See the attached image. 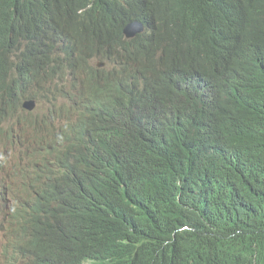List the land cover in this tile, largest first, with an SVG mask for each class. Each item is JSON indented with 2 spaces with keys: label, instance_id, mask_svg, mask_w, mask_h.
<instances>
[{
  "label": "trees",
  "instance_id": "16d2710c",
  "mask_svg": "<svg viewBox=\"0 0 264 264\" xmlns=\"http://www.w3.org/2000/svg\"><path fill=\"white\" fill-rule=\"evenodd\" d=\"M129 20L155 40L116 61L139 73L142 92L121 95L122 76L99 86L90 79L97 101L79 103L89 116L77 141L82 151L63 147L51 120L44 123L56 144L48 155L64 171L61 180L53 164L46 176L38 171L37 182L49 181L35 219H45V236L67 235V258L64 244L46 246L28 231L21 257L29 264H264V0H0V114L17 119L19 133L31 122L21 113L34 94L18 93L16 84L30 81L16 62L23 41L27 52L32 47L25 35L77 22L65 31L77 47H122ZM78 166L93 177L85 196L68 182ZM63 197L86 200L70 233L56 220L61 215H50L54 202L65 210Z\"/></svg>",
  "mask_w": 264,
  "mask_h": 264
},
{
  "label": "clouds",
  "instance_id": "9594fccd",
  "mask_svg": "<svg viewBox=\"0 0 264 264\" xmlns=\"http://www.w3.org/2000/svg\"><path fill=\"white\" fill-rule=\"evenodd\" d=\"M94 4L92 2L81 10L79 16L91 11ZM123 25L122 47L93 49L86 44L77 47L72 37L65 32L77 28V22L72 24L64 22L61 26L55 23L44 32L39 30L37 33L25 35L31 38L32 47L27 52L28 43L23 41L24 57L16 62L23 63L22 74L28 76L30 81L25 85L20 83L18 78L16 84L18 93L21 89L34 94V99L23 102L21 113V116L25 118L32 116L31 122L26 124L31 128L32 143L42 141L48 145V152L54 151L55 138L49 137L44 129V123L48 117L60 144L63 147L82 151L77 141L80 138L81 124L88 120L89 116L81 114L84 111V105L79 103L83 100L97 101V91L90 90V79H96L99 86L112 76H122L121 95L136 98L142 92L143 85L139 73H126L122 66L116 64V61L126 57L135 45L146 43L149 47L155 40L147 33L142 23L129 20ZM41 102L47 107L48 113L42 121L34 120L35 108ZM63 112L72 118L64 122L61 120ZM18 126L17 119L0 114V204L4 207L6 218L2 226L6 239L3 257L6 264H29L30 259L21 257L20 254L22 232L28 231L38 234L46 246L57 247L59 244H64L62 257L66 259L68 248L65 236L67 235L59 234L49 238L41 233L45 219L44 221L35 219L40 203L45 200L49 181L48 178H43L37 182L38 171L42 170V176H46L53 164L55 173L60 175L61 180L63 165L59 162L56 167L57 160L54 155L49 156L48 152L43 153L33 147L25 146V134L23 135L22 131L25 124L21 126V138H18V133L15 131ZM149 154L159 158L152 152ZM69 162L74 163L72 159ZM27 169L29 178L25 179L22 173ZM77 171L80 175L68 178V182L72 188L81 191L85 196L93 177L79 166ZM24 184L34 187L35 192L25 191L22 188ZM61 200L65 210L61 211L60 206L54 202L50 207V215L54 213L61 215L56 220L63 225L64 233H70L71 219L75 214L84 211L86 200L80 203L74 202L69 197H63ZM59 264H66V262Z\"/></svg>",
  "mask_w": 264,
  "mask_h": 264
},
{
  "label": "rangeland",
  "instance_id": "374dc122",
  "mask_svg": "<svg viewBox=\"0 0 264 264\" xmlns=\"http://www.w3.org/2000/svg\"><path fill=\"white\" fill-rule=\"evenodd\" d=\"M48 113V109L47 107L44 105V103H39V105L35 108V119L34 120H38V121H42L45 117V115ZM58 118V115H57ZM72 116H67V114H65V112H63V114H61V120H65L66 119H71ZM23 133L25 134V146L28 147H33L35 149H37L40 152L43 153H47L48 152V145L42 141L36 142V143H32V139H31V128L28 127V125H25L22 129ZM18 133V138H21V134L19 132ZM4 207L0 204V264H6V260L3 257L4 255V246H5V236L4 233L2 232V226L5 222V214H4Z\"/></svg>",
  "mask_w": 264,
  "mask_h": 264
},
{
  "label": "bare ground",
  "instance_id": "6f19581e",
  "mask_svg": "<svg viewBox=\"0 0 264 264\" xmlns=\"http://www.w3.org/2000/svg\"><path fill=\"white\" fill-rule=\"evenodd\" d=\"M53 5H54V4H53ZM55 5H56V4H55ZM53 12H54V11H53ZM47 18H48V17H47ZM47 18H46V19H47ZM39 24H40V23H39ZM43 24H44V23H43ZM36 27H37V26H36ZM40 27H42V26H40ZM42 30H43V28H42ZM44 31H45V30H44ZM35 32H36V31H35ZM154 79H155V78H154ZM154 81H155V80H154ZM152 83H153V82H152Z\"/></svg>",
  "mask_w": 264,
  "mask_h": 264
},
{
  "label": "water",
  "instance_id": "95a60500",
  "mask_svg": "<svg viewBox=\"0 0 264 264\" xmlns=\"http://www.w3.org/2000/svg\"><path fill=\"white\" fill-rule=\"evenodd\" d=\"M27 108V107H26Z\"/></svg>",
  "mask_w": 264,
  "mask_h": 264
}]
</instances>
